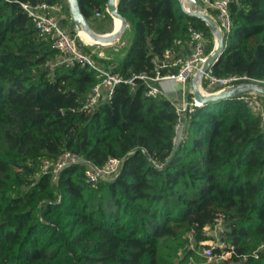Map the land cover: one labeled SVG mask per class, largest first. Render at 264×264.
<instances>
[{
    "label": "trees",
    "instance_id": "16d2710c",
    "mask_svg": "<svg viewBox=\"0 0 264 264\" xmlns=\"http://www.w3.org/2000/svg\"><path fill=\"white\" fill-rule=\"evenodd\" d=\"M24 1L59 3L72 21L68 0H0V264H213L201 241L217 238L205 228L218 219L231 251L220 264H264V123L247 92L188 108L176 144L174 101L146 95L138 76H155L167 50L185 52L191 28L210 54L209 25L180 0H118L132 33L125 56L67 65ZM79 1L88 22L109 14L108 0ZM230 13L211 72L264 85V0H230ZM103 69L123 81L88 109ZM66 151L79 160L55 180L43 160ZM111 157L122 159L119 172L91 183L87 162Z\"/></svg>",
    "mask_w": 264,
    "mask_h": 264
},
{
    "label": "built area",
    "instance_id": "2783aa9c",
    "mask_svg": "<svg viewBox=\"0 0 264 264\" xmlns=\"http://www.w3.org/2000/svg\"><path fill=\"white\" fill-rule=\"evenodd\" d=\"M184 9L190 10L189 4L185 1L182 3ZM21 6L30 16L35 27L41 35L49 36L52 40V46L58 52V62L66 63L67 65L80 62L82 64H94L93 58L87 52L80 50L76 44V40L71 34L65 30L56 19L54 13L61 10L62 6L59 3H49L46 1L33 3L24 1ZM193 8L200 9L208 14L215 21L219 30L225 35L231 30L232 17L230 13V0H198V5ZM101 15V12H97ZM192 34L189 41V46L185 52L178 55L172 54L170 50L165 53V59L161 64H157V73L155 76H150L146 72L138 74L140 78L146 82L145 93L151 97H157L166 92V84L170 83L173 86L181 85L183 99L174 102L176 107L177 125L176 138L177 144L182 137L184 121L183 117L188 108L199 103L194 99L192 94L191 81L197 71L203 66L209 54L206 53V37L201 30L191 28ZM163 66H175V71L169 70L166 74H161L159 69ZM243 76L230 75L218 76L211 72V69L203 74L200 80V88L203 92H218L229 88L238 79ZM123 81L120 72L113 69H103L99 74V79L94 83L91 92L86 100L85 107L93 109L105 99H109L114 94L116 87ZM128 83L134 88L136 83L133 78L127 79ZM187 95V97H186ZM245 101L261 114L264 123V110L262 107V98L260 93L249 91L244 96ZM79 160V157L70 151H66L61 158L56 162H51L48 159L43 160L42 170H51L53 178L58 179L61 170L72 162ZM86 175L91 183H97L102 176L116 175L121 167L122 159L111 157L103 166H95L91 162H87ZM223 228L222 219H218L213 228L206 227L207 234H213L217 238H210L201 241L205 246L204 252L207 256L208 263H218L222 259L228 258L231 251L225 249V243L218 238L219 233ZM192 238V235H189ZM263 246V245H261ZM215 248H220V251H214Z\"/></svg>",
    "mask_w": 264,
    "mask_h": 264
},
{
    "label": "water",
    "instance_id": "95a60500",
    "mask_svg": "<svg viewBox=\"0 0 264 264\" xmlns=\"http://www.w3.org/2000/svg\"><path fill=\"white\" fill-rule=\"evenodd\" d=\"M180 1L182 3L184 1L188 2L190 10H187V12L205 21L216 36L215 47L213 48L211 53L208 55L203 66L197 71V73L192 78L191 86H192V94H193L194 99L199 104H205L208 102H213V101H218V100H223L226 98L234 97L237 94L245 93L249 91L258 92L264 96V85H261L258 82H254V81L241 82V83H238L236 85H233L229 88H226L218 92H203L201 90L200 80L202 79L203 74L212 68V66L220 59L223 53L224 35L219 30L216 23L212 20V18L208 14L202 12L200 9L193 8L194 6L198 5V0H180ZM68 2H69L72 22L75 26V29L78 32H81V31L85 32L94 41H98L96 43L107 44V43H111L112 41L119 39L120 36L126 30V27L128 26L127 20L125 19V17H123V15L120 13L118 9V0H108L107 10L114 18L115 17L120 18L121 20L120 26L118 28H115L112 32L106 33V34H98L92 29V27L88 23V20L86 19V17L84 16L82 12L79 0H68ZM177 94H179L178 99H180L182 95L180 84L175 85L174 92L167 93L166 95L170 99H172V98H177Z\"/></svg>",
    "mask_w": 264,
    "mask_h": 264
},
{
    "label": "rangeland",
    "instance_id": "374dc122",
    "mask_svg": "<svg viewBox=\"0 0 264 264\" xmlns=\"http://www.w3.org/2000/svg\"><path fill=\"white\" fill-rule=\"evenodd\" d=\"M186 3L189 4L188 2H186ZM63 14H64L63 11L55 12V17L58 20L59 24L65 30H67L69 33H71L70 23L68 24L64 20H59V17H61V15H63ZM109 14H103L101 16H94L88 22L89 25L92 27V29L96 33H98V34H106L107 33L106 31H108L107 29L112 27V25L114 26L113 20H115V18L111 14L110 15ZM77 36L80 38V41L85 46H87V53L90 54V56L92 58L95 57V59L99 61V62L98 61H96V62L101 65V62H100L101 58H104L106 60H112V64H114V62L122 59L125 56L127 45L131 41V38H132V33L130 32L128 27H126V30L120 36L119 39H117L115 41H112L111 43H107V44L96 43L86 33H83V38L80 37L78 34H77ZM213 36H214V47H215V45H216V36H215L214 33H213ZM88 37H90V39ZM261 98H262V101H261L262 102V107H263V110H264V98L262 97V95H261ZM213 264H220V262L213 263Z\"/></svg>",
    "mask_w": 264,
    "mask_h": 264
},
{
    "label": "crops",
    "instance_id": "0c3cea01",
    "mask_svg": "<svg viewBox=\"0 0 264 264\" xmlns=\"http://www.w3.org/2000/svg\"><path fill=\"white\" fill-rule=\"evenodd\" d=\"M61 11V10H60ZM59 12V11H58ZM54 15H55V13H54ZM59 20H64L66 23H70V26L71 27H74L75 28V26H74V24H73V22L72 21H70V18L69 17H67L66 16V14H63V15H61V17H59ZM113 24H114V26L112 25V27H110L109 29H107L108 31H106L107 33H110V32H112L115 28H118V26H117V23H116V20H113ZM76 30V29H75ZM77 31V30H76ZM79 35L80 36V32H76V35ZM81 37V36H80ZM175 91V86H173L172 84H170V83H167L166 84V92L164 93V94H167V93H170V92H174ZM178 95L179 94H177V98H172V100L174 101V102H178L179 100H182L184 97H183V94L181 95V98L180 99H178ZM186 97H187V95H186Z\"/></svg>",
    "mask_w": 264,
    "mask_h": 264
},
{
    "label": "bare ground",
    "instance_id": "6f19581e",
    "mask_svg": "<svg viewBox=\"0 0 264 264\" xmlns=\"http://www.w3.org/2000/svg\"><path fill=\"white\" fill-rule=\"evenodd\" d=\"M115 20H116L117 26L119 27L120 23H121L120 18L115 17ZM80 33H81L80 36L83 38V33H85V32L81 31ZM88 38L90 39V37H88ZM95 42H98V41H95Z\"/></svg>",
    "mask_w": 264,
    "mask_h": 264
}]
</instances>
